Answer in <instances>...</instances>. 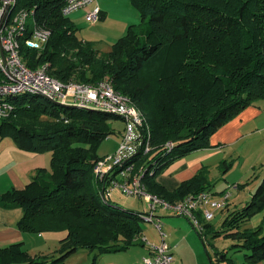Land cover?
I'll return each mask as SVG.
<instances>
[{
	"label": "trees",
	"instance_id": "1",
	"mask_svg": "<svg viewBox=\"0 0 264 264\" xmlns=\"http://www.w3.org/2000/svg\"><path fill=\"white\" fill-rule=\"evenodd\" d=\"M67 2L15 0L14 13L34 9L37 23L51 31L42 50L22 44L27 64L47 63L51 75L65 82L94 85L108 78L146 113L153 149L134 160L145 165L141 175L150 192L174 202L212 190L206 165L173 191L156 178L177 159L212 147L216 130L264 98V0H131L141 22L130 25L109 51L80 37L78 25L63 13ZM9 99L14 110L0 119V139L11 137L22 149L51 152L52 158L51 169L40 168L24 188L0 193V205L23 209L17 224L22 231L67 233L48 254L32 255L23 243L1 247L0 264H63L82 248L97 252L96 264L100 253L143 245L141 212L112 202L93 174L101 157L97 148L121 117L32 93ZM168 141L172 148L165 146ZM232 163L222 162L224 173ZM229 207L222 210V228L206 223V232L246 250L242 264L264 260V219L247 226L264 214V180L245 204ZM197 232L207 246L204 233ZM230 250H208L210 263L237 264Z\"/></svg>",
	"mask_w": 264,
	"mask_h": 264
},
{
	"label": "built area",
	"instance_id": "2",
	"mask_svg": "<svg viewBox=\"0 0 264 264\" xmlns=\"http://www.w3.org/2000/svg\"><path fill=\"white\" fill-rule=\"evenodd\" d=\"M95 1L68 0L63 13L70 15L81 8H89ZM7 3L3 0L0 7V119L14 110L9 97L27 93L64 105L120 116L126 123L123 137L114 153L101 156L96 161L93 167L95 177L102 182L107 192L121 189L127 196L142 198L147 203L148 211L142 212L141 218L156 224L164 236V222L157 215L160 209L188 218L204 233L205 224L212 222L219 211L228 207L233 191L239 189V184L233 183L221 193L203 190L174 202L150 192L141 175L145 165L138 167V162L134 160V156L139 153L148 154L153 149L151 124L143 110L127 95L116 90L108 78L94 85L65 82L51 75L47 63L29 66L21 52L22 44L42 50L50 39L51 31L37 23L34 9H22L14 13L15 0L10 2V8L6 6ZM101 13V8L97 6L88 11L87 18L97 22L101 19ZM173 145V141H168L165 146L172 148ZM143 259L144 264H175L176 260L172 247L164 240L155 245L151 254Z\"/></svg>",
	"mask_w": 264,
	"mask_h": 264
},
{
	"label": "crops",
	"instance_id": "3",
	"mask_svg": "<svg viewBox=\"0 0 264 264\" xmlns=\"http://www.w3.org/2000/svg\"><path fill=\"white\" fill-rule=\"evenodd\" d=\"M97 5L100 6L106 18L105 9L101 7V4L97 3ZM211 144H213L212 147L192 151L177 159L156 179L165 188L173 191L181 182L189 180L200 171L202 166L206 165L210 170V182L214 183L213 192L221 193L228 190L233 183L239 184V189L233 191L229 208L240 206L242 202L251 199L254 190L264 180V98L250 105L235 119L226 122L216 130L211 137ZM51 158V152L35 153L22 149L11 137L0 139V193L13 187L24 188L33 180V176H36L40 168L51 169ZM223 161L227 164L233 162L226 173L222 169ZM131 209L142 213L148 211V206L146 203L141 209L135 207ZM21 214H23L21 207L5 208L0 205V248L23 243L24 249L36 255L51 253L60 246L59 242L62 237H65L66 230L43 231V233L22 231L17 227ZM157 215L164 222L165 236L160 233L156 224L145 221L149 224L143 225L141 237L144 241L143 245L131 246L132 248L124 251L100 253L95 260L96 264H144L143 257L150 255L155 245L163 240L172 247L176 258L175 264L210 263L207 257L208 245L201 243L197 232L199 230L191 220L186 217L188 221L175 218L177 215L162 209L157 212ZM263 216V213L254 215L248 227H255L261 223ZM210 224L213 223L210 222ZM95 253L97 252L93 250L79 249L63 264H93ZM228 255L233 256L237 264H240L234 252L229 251ZM257 264H264V260Z\"/></svg>",
	"mask_w": 264,
	"mask_h": 264
},
{
	"label": "rangeland",
	"instance_id": "4",
	"mask_svg": "<svg viewBox=\"0 0 264 264\" xmlns=\"http://www.w3.org/2000/svg\"><path fill=\"white\" fill-rule=\"evenodd\" d=\"M97 3L101 4V7L105 9L107 17L102 18L103 14L101 13V19H99L97 22H91L87 18L88 11L97 7ZM68 16L76 23V25H78L80 37H85V39L94 41L95 47H98V49H101L102 51L111 50L112 44L127 32L130 25L138 24L141 22V13L139 12V10H137L136 6L132 4L131 0H96L94 4H92L89 8H81L77 11L71 12V14ZM125 124L126 123L122 118L114 119L112 121L114 133L100 143L99 147L97 148L99 155L106 156L114 153L117 150L116 147H118L125 131ZM106 196L108 198L111 197L112 202L117 203L120 207L123 208L129 209L135 207L141 209L146 205V202L142 198L140 199L138 197L130 195L127 196V194L121 191V189H116L111 193L108 191ZM245 203L246 201L242 202L239 207H241ZM226 213L227 211L225 210L219 211L212 221L213 227L216 230L222 228V223L225 219ZM175 218H183L187 220L183 216H176ZM142 222L144 226H147L149 224L144 220ZM206 231L207 230L204 231L205 244L208 245V249L211 255H214L215 247L227 248L228 250H230L233 242H235L232 241L231 238H226L224 235H218V237L213 238L212 233H208ZM201 243L203 242L201 241ZM230 251L232 253L234 252V256H236V259L240 261L238 263L241 264L246 260V250L243 249L241 251H237V248L233 247ZM208 261L210 262L209 257Z\"/></svg>",
	"mask_w": 264,
	"mask_h": 264
},
{
	"label": "water",
	"instance_id": "5",
	"mask_svg": "<svg viewBox=\"0 0 264 264\" xmlns=\"http://www.w3.org/2000/svg\"><path fill=\"white\" fill-rule=\"evenodd\" d=\"M5 1L8 2L6 6H7L8 8H10V2H12L13 0H5Z\"/></svg>",
	"mask_w": 264,
	"mask_h": 264
}]
</instances>
